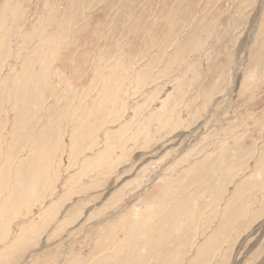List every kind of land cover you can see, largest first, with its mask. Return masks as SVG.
<instances>
[{"label": "rangeland", "instance_id": "374dc122", "mask_svg": "<svg viewBox=\"0 0 264 264\" xmlns=\"http://www.w3.org/2000/svg\"><path fill=\"white\" fill-rule=\"evenodd\" d=\"M47 1L32 0L29 6L25 4L27 12L31 14L27 13L25 19H23L26 21H21L20 27L23 29V34L20 27H18L20 30L17 28L16 36L19 44H16L17 46L11 44L12 52H9V56L14 58L8 59L9 67L11 68L5 67L0 75V94L2 93L0 96V103H2L0 107L2 108L0 110L4 109L7 115H10L9 118L7 117L8 119L5 114L4 117L3 115L0 117V121L3 120L0 123V127L3 130L5 129L3 127L10 125V129L7 127L3 130L5 136V138L3 137L5 140H3V146L7 149L13 148L10 154L12 157H15V155L19 156V151L22 150L21 146L27 145L28 149H32V147L37 146V142L41 143L39 140L34 141V137L39 136L41 129H47L44 131L46 133L51 128V119L60 124L62 133H66L65 131L68 128L67 120L56 119L53 115L56 110L60 113L64 112V115H68V117L73 112L81 116V110L74 108V105L76 104V107H78L79 100H82L81 102L86 107L90 104L89 100L92 95H84L82 86L88 82L87 79H84V76L92 77L93 75L86 61H89L88 57L92 59L96 56L95 49H97L100 42L97 41L95 33L105 34L108 32L109 38L103 44H110L114 40L120 39V32H123L122 26L131 16L135 17L133 20L138 19L139 24L142 25L148 23L145 19L148 16L149 23L153 17L155 18V20L153 19L154 22H157L156 18H158L160 27H157L158 31L155 32L163 34L166 29L162 21L164 16L167 13L169 14L175 6L179 7L180 3H183L180 6L181 12H177V14H184L188 17L191 15L193 17L191 21L201 20L203 23L206 22V24L212 19L210 31L216 24H218L217 27L218 29L220 28V31L218 39H209L210 42L204 41V39L208 40V37L203 32H201L202 35H199L200 27H197L199 30L197 33L194 32L189 38L186 37L185 40L182 37L185 32L181 33L184 42H180L181 46H179L182 48L173 46L166 49L168 51H166L162 59L163 62L161 61L160 66H155L144 82L134 83L132 80V86L130 85L128 88L130 91L127 102L131 109L135 108L132 111H124L123 109L120 117L123 118V121L120 124L130 121L131 130L125 134V138L124 135L122 137L126 141L125 139L128 138L132 130L137 129L141 125L139 123L140 117L145 120L140 130L147 133H141L139 138L127 142L128 148L126 146L123 147L125 149L117 147L115 150L118 153L114 151V154L116 157L122 155V158L111 162L109 167H105L104 172L99 173L97 183L92 180L91 184L85 179L83 182H80L81 180L77 182L75 190L74 188L71 190L66 201L59 206V210L53 209L49 211L44 223L36 219L37 209L34 206V204L37 205L36 202L32 204V210H36V215L34 218L31 217L38 221H35V227L31 226L32 224L29 225L30 227H24V222L27 221L25 217L14 219L10 230L14 231L15 234L13 232V236H10L9 243L6 244V247L10 248V250L7 253L5 252L4 255L6 257L0 260V264H74L77 260L81 261V264H85L87 263L86 258L98 260L105 254L112 257L115 240L110 239V233L107 232L113 222H122L128 211L136 205L143 206L142 208L147 207L148 203L151 202L150 198L155 192L154 189L159 183L162 186L165 182L172 180V178L179 177L178 174L187 170L190 165L200 164L214 150H217L218 146L233 150V155L236 159L226 154L225 165L235 168L237 172L231 178L223 176L213 177L211 184L215 188L216 183H218L219 189H222V194H220L216 202H213L208 194L202 198L200 201L202 204V206L200 205V212L194 217L196 225L199 226L198 228L194 226L188 227V234L184 237V240H181L182 236L176 238V235H171L169 246L177 239L183 242L186 241L187 245V250L180 252L174 260L180 264H264V175L262 174L263 178H257L255 177V172L251 174L253 169L264 165V77L254 81V87L252 86L251 89L246 91L243 88L247 83L244 75L248 69L253 68L258 74H262L261 66L255 65L253 59L250 61L249 57L250 54L255 53L256 56V54L263 53L259 52V47L264 42L261 39L264 38V27H259V23L261 19L262 22L264 21V15L262 16L264 13V0H202L200 6L197 5L198 0H153V2H151L152 0H145V2L144 0H136V2L134 0H81L79 4L84 5L85 11L87 9L85 15L88 17H86L88 21H79L78 26L75 27L74 37L72 36L71 40L67 41L68 44L64 43L67 48L64 47L65 49H62V52L60 51L61 56H58V59L53 62L65 73L66 77L69 78L68 80L73 82V91L69 92V88H66L65 83H63L62 90L66 89L64 90V99L56 96L54 101L49 96H51L52 90L58 93L60 87L53 86L54 89L57 88L54 90L49 84L42 85L39 87V89H42L39 90V93L43 95V101L46 99L43 103L41 98L36 99L35 94L38 92V87L33 92L29 90L30 93L28 95L30 97L34 95V98L30 102L32 105L29 104L27 121L22 119L25 117L22 114L15 123L13 119L17 117L15 115L12 117L11 113H8L13 106L12 101L10 102L8 97L12 98L15 93L14 88L16 90L15 94L19 91L15 97L16 99L17 96L20 97L22 95L21 92L27 87L30 88V85L25 87V89L22 86L28 82L27 78L30 75L32 66L30 63L24 65L28 70V74L21 78L22 76L18 74L19 70L22 69L20 59L26 55V50L30 53L36 48V36L33 34L38 31H34V27L37 26L39 30L40 22L46 18L47 13H43V5ZM58 1L59 3L61 2V0ZM146 1H150V5ZM144 4L148 6L144 7ZM204 5H212L213 8L204 9L202 8ZM151 16L152 18H149ZM40 18L41 21L39 22ZM75 18L81 20L80 14L76 15ZM9 21L13 22L11 19ZM47 21L49 20L47 19ZM176 31L179 33L181 29L180 31L176 29ZM49 32L53 35L55 29L50 28ZM194 35L195 37H192L194 40L198 41L199 38L201 39V46H204V42L205 46L208 48L210 46L209 50L207 47H205L207 50L204 48L205 51L202 52L204 55L200 54L201 52L196 53V51L193 52L192 49L185 47V43L187 44L188 42L186 39L188 38L189 40ZM22 41H25V43L23 44ZM257 41H259V45ZM212 44L213 46H211ZM19 45H21L20 47L23 50L25 49V52H22L18 58L16 55L19 54ZM159 47L160 45H156L153 49L152 53L154 55L155 50ZM13 48L18 54H14ZM172 50L173 52L175 51L174 53L177 50L178 53L184 55V57L186 56V60L191 59L190 66L192 68L189 66V70L186 69V67L182 66V61H179L171 69L165 71L169 60H171L169 58L172 57L168 55L174 54ZM107 53L109 54V51ZM15 56L18 60H16ZM109 56L111 55L109 54ZM201 56L206 57L202 58ZM148 60L135 61L137 72H142L146 69L145 65ZM193 67H197L196 70ZM15 68L19 69L17 73H15ZM185 69L187 70V77L184 78L182 75ZM34 70L39 72V66L35 67ZM197 70L198 73L195 74ZM221 73L223 77L219 78L218 76ZM179 75L181 76L179 77V82L175 83L174 80ZM11 79L12 82H10ZM51 79H55L57 84H62L63 82V78L53 77ZM64 79L66 80V78ZM16 80H20L21 83L17 84ZM62 90L58 94H61ZM48 92L50 94H47ZM57 99H59L57 109L54 106L50 107L52 103H57ZM162 99H167L168 101L165 107L159 105ZM180 102L183 103L177 106ZM173 104H176V111L170 114ZM154 105L159 108L158 110L161 111V114H164L165 110L168 111L165 113V116L169 115L168 118H175L177 112L184 115L183 117L185 118L182 120L178 118V122L173 128L169 127L167 130H163L160 126H157L155 129L152 127V122L149 123L150 119L146 120L147 114H150V111L155 107ZM137 110L138 112L134 113ZM5 119H7L8 123ZM10 119L11 121H9ZM59 121L62 122L60 123ZM118 126L119 123L108 124L106 127L113 134L118 132ZM7 129L10 132L9 135L6 134L8 133ZM32 133L34 136H32ZM99 136L98 140L101 144L99 143L96 149L93 148L91 153L84 151V154L81 155L82 157L86 156L89 158L94 152L100 149L104 150V142L108 141L112 135L104 137L103 134L99 133ZM50 142L52 141L48 140L44 143ZM63 143V145L61 143V147L63 146L62 148L66 149L65 151L69 154V146L73 143L68 142L66 137ZM82 143H85V141ZM77 144L81 145L80 143ZM113 144L116 145V143ZM120 150L122 151L120 152ZM6 151L9 152L8 150ZM247 151L248 153L245 154ZM66 156L64 154L61 155V158L56 156V158L63 161L58 174L59 182L53 186L55 187L54 191H52L53 187L50 188V191L47 188L49 192L54 194L47 196L41 208H44V206L47 208L50 204L53 205L64 197L61 183L73 172L77 171L75 165L68 166ZM81 156V159L86 158ZM185 175L187 179L179 183V185H175L177 189L174 190L175 194L173 196L162 195V198L167 200V204L172 205L175 202H179L180 199L193 195L199 188L200 184L193 178L197 174L185 173ZM241 181L245 182V185H239ZM248 185L249 187H247ZM42 186L43 183L41 182L38 189L40 190ZM43 196V193L40 194L41 199ZM231 200L234 201L233 204L235 205L231 207L232 213H230L229 217L233 218L226 221V217H221V212ZM167 208L168 206H165L166 210ZM216 208L218 209V214L213 217L211 213ZM56 211L57 213L55 214ZM23 212L25 213L24 210ZM162 213H165L164 208ZM234 214L237 216L235 217ZM23 229L28 233L22 234L26 238L22 240L18 247H13L14 238L24 233ZM54 231H57V233L53 234ZM4 249V246L0 243V254ZM104 251L105 254L101 256ZM197 254H199L198 257H196Z\"/></svg>", "mask_w": 264, "mask_h": 264}, {"label": "bare ground", "instance_id": "6f19581e", "mask_svg": "<svg viewBox=\"0 0 264 264\" xmlns=\"http://www.w3.org/2000/svg\"><path fill=\"white\" fill-rule=\"evenodd\" d=\"M80 1L81 0H63V1L61 0V2L64 3L62 4L60 2L61 5L58 0H52V1L48 0L47 2L44 3L43 13H47V16L46 18H44L42 22H40L41 18L39 19V22H40L39 30L37 29V26L34 27V31L36 30L38 31L37 32L38 34L35 32L33 34L36 36V42H35L36 48L32 50L30 53L29 51L26 50L27 52L26 55L20 59L21 67H22L21 70L15 68V73H17L19 70L18 74L22 76L21 78H23V76L25 75L27 76L28 74V70L27 68H25L24 65L30 63L32 66V68L30 69L31 72L29 73L30 75L28 76V78L26 77L28 82L22 86L25 89V87L30 85V88L27 87V89L28 88L29 89L28 90L25 89L24 90L25 92L22 89L23 91L21 92L22 95L20 97L17 96V99L15 97L19 91H17V94H15L16 90L14 88V91H15V93L13 92L14 95L13 96L9 95V96H12V98L8 97V100L10 102L12 101L13 103V106L10 109V111H8V113L9 114L11 113L12 117L14 115L15 117H17L16 119H13L15 123L22 114L25 116V117L22 116L23 117L22 119L27 118L28 108L30 107V105H32L30 104V102L34 98V95L31 97L28 95L30 93L29 90H32L31 92H33V90H36L38 87V92L37 93L35 92L36 99L41 98L42 101L44 99L43 95L39 93V90H42V89H39V87L42 85L49 84V86L51 85L52 87L53 86L60 87V89L58 88L59 89L58 93H60L62 90V85L63 83H65L66 88L67 87L69 88V92L73 91L74 89L73 82L69 81L68 80L69 78L66 77L65 73H63V71H61L57 67V65H55V63L53 62H55L58 59V56H61L60 51L62 52V49L64 50L65 49L64 47H66L67 46L66 44H68L67 41L71 40V37L76 31L75 27L78 26L79 21H83V22L88 21L87 19L88 17L85 15V13H87V9L85 11L84 5L81 3L79 4ZM134 1L136 2V0ZM201 1L202 0H198L197 5L200 6ZM149 2H148V5H150ZM151 2H153V0ZM31 3H32V0H0V75L2 74L5 67L11 68L9 67L10 64L8 63V59L10 58L14 59L13 57L9 56L10 54L9 52H12L11 44H14V45L19 44V41L17 40V36H16L17 35L16 32H18L17 28L20 27L21 21L25 19V15L28 13L27 12L28 10L25 4L26 5L28 4L29 6ZM182 4L183 3H180V6ZM147 6H145L144 4V7H147ZM180 6L179 7L175 6L174 9H171L172 11L169 14L167 13L164 16V20L162 21L164 22L163 25L166 27V29H165V32H163V34L162 33L159 34L155 32V31H158L157 27H160V24H159L158 18H156L158 22L157 23L153 21V19L155 20V18L154 17L152 18V16L149 17V18H152V21L150 23H149V19L147 18L148 16H146L145 19L148 21V23H146L145 25L139 24L138 19L133 20V18L135 17L131 16V18L126 23H124V25L122 26L123 32H120V39L114 40L110 44L109 43L103 44V42H105L106 39L109 38L108 32L105 34H101L100 32L95 33V37L97 41L100 42L98 44L99 46H97V49H95L96 56L94 55L95 56V58L93 57L94 59L93 58L89 59L88 57L89 61L88 62L86 61V64L92 70L93 75L92 77L84 76V79H87L88 82L87 84L82 86L84 95L86 96L92 95L91 99L89 100L90 104L86 107L84 106L85 104L81 102L82 100H79L78 107H76V104L74 105V108H78L81 110V113H82L81 116H78L76 112H73L72 115L69 117L68 115H64V112L60 113V112H57V110L56 112L53 113L56 119L62 118V120L64 119L67 120L68 128L65 131L66 133H62L60 131V124H57L56 121H52L51 119L50 121L51 128L49 129L47 127L49 130L46 133L44 131H46L47 129L45 130L41 129L39 136L34 137V141L39 140L41 143L37 142L36 143L37 146H34V147L31 146L32 149H28L29 147H27V145H24V147L21 146L22 150L19 151L20 153L19 156L15 155V157H12V155L10 154L12 152L11 149L13 148L7 149V148H4L3 146V140H4L3 137L5 138L3 130H5L7 127L9 128L10 126L9 124L11 123L9 122L8 124L9 126L6 125V127H3L5 128L3 130L0 127V243H2V245L5 248L0 254V260H2V258H5L6 257L4 255L5 252L7 253L10 250V248L6 247V244L9 243L10 236H13L14 231L12 232V230H10V226L12 225L11 223L14 221V219H17V218L19 219V217H25L27 221L24 222V227L29 226L30 224H32L31 226H34L35 221L37 220H41V222L44 223L49 211L53 209H56L57 211L59 210V206L61 205V203L66 201L71 190L73 188L75 190L76 188L75 185H77V182H79L80 180H81L80 182H83V180L85 179V181H89L90 183L92 180H94L95 183H97L98 182L97 178L100 175L99 173H101L102 171L104 172L105 170L104 168L109 167L111 162H115L116 160H119L122 158V155H120L119 157H116L114 154V151L117 152V150H115L117 147L118 148L119 147L123 148L125 146L127 147V142L133 141L134 139L139 138L141 136V133H145V134L147 133L146 131L141 132L142 130H140L143 123H145L144 118L140 117L139 123L141 125L137 129L132 130V132L128 135V138L125 139L126 141L123 140L125 138V134L129 133L131 130V127H130L131 122L128 121L124 124H120L123 121V118H120L122 116L121 114L123 113V109L124 111H127V110L132 111L135 108L134 107L133 109H131L127 102L129 98L128 93L130 91L128 90V88L130 85L132 86L131 84L132 80L134 83L144 82L145 78L146 77L148 78V76L151 74L155 66L156 67L160 66L159 64L161 63L164 55L166 54V51H168L166 49L171 48L173 46H178L179 48H182L180 47L181 46L180 42L183 43L185 38L186 37L189 38V36L193 34L194 32L197 33L200 30L198 32L200 33L199 35H202L201 32H203V34H205L208 37V40L204 39L205 42L207 41L210 42L211 39L216 40V38L218 37L219 31H220L219 30L220 28L218 29L217 27L218 24H216L215 27L212 28V30L210 31L212 19L208 22V24H206V22L203 23L201 20L191 21L193 19L191 15H190L191 17L190 16L188 17L187 15H184V14L182 15L177 14V12H181ZM202 8L209 10V9H212L213 6L204 5V7ZM263 12H264V9H263ZM33 13H35V11H33ZM79 14H80L81 20H77L75 18V16ZM263 15L264 13L262 14V16ZM10 19L13 21L12 22L13 24L11 23V21H9ZM47 19L49 21H47ZM132 20L133 22H136V23H133ZM23 21H26V20H23ZM201 26H203L202 29H201ZM197 27H200V29L198 30ZM259 27H264V21L262 22V19L259 23ZM21 28L22 27H20V29ZM50 28L55 29V33L53 35L50 34L49 32ZM176 29H178L179 31L181 29V31L178 33ZM21 31L23 34V29H21ZM181 33H184V36H182L184 37L183 38L184 40L181 37ZM37 35H38V41H39L38 46H37ZM192 37H195V35L191 36L189 40L188 38L186 39L188 42L187 44L185 43V47L192 49L193 52L196 51V53L201 52L200 54H203L202 52L205 51L204 48L207 47L205 46V42L203 43L204 46H201L202 45L200 41L201 39L199 38V40L197 41V40H194ZM261 39H263L262 41H264V38H261ZM138 41H139V44H138ZM257 42L259 45V41ZM257 42H256V45H257ZM24 43L25 41L23 42V44ZM64 43L66 44L64 45ZM156 45H160V47L157 50H155L157 53L154 51L155 52V55H154L152 51L156 47ZM20 46L21 45L18 46L19 54L18 52L16 53L15 49L13 48L14 54H18L16 55L18 56V58L20 57L22 52H25V49L23 50V48H21ZM211 46H213V44ZM207 48L205 49L207 50ZM209 49H210V46L208 50ZM107 51H109V54L111 56H109ZM259 52H263V53L256 54V56H255V53L250 54L249 58H250V61L253 59V61L255 62V65L261 66L262 74L261 73L258 74L253 68L248 69L247 73L244 75V78H246L247 83L243 88L246 89V91L248 89H251L252 86L254 87L253 85L254 81L260 80L259 79L260 77L262 78L264 77V42L263 44L261 43V47H259ZM177 53L178 51L176 50V53H174L173 55L171 54L168 55L172 57L169 58L171 60H169L165 68L166 69L165 71L171 69L179 61H182V66L186 67V69L191 67L190 66L191 59L186 60L185 59L186 56L184 57V55L180 53L177 54ZM208 55L210 56V54ZM16 60H18L17 57H16ZM136 60L138 61L148 60L145 65L146 69L144 71L137 72L138 70L135 68ZM37 66H39V70H38L39 72H35L38 68L34 70V68ZM194 67L193 69L196 70L197 67L196 68ZM186 69L185 71L183 70L184 71L183 75L180 73V75H182L184 78L187 77ZM198 70L195 71V74L198 73ZM180 75L174 80L175 83L179 82V79H180L179 77H181ZM189 75H192V74H189ZM53 77H56L58 79L66 78V80L64 79L65 80L64 81L62 79L63 81L62 84H57L55 83L56 82L55 79L54 80L51 79ZM218 77L222 78L223 74L221 73V75ZM10 82H12V79ZM16 82L17 84L21 83L20 80H16ZM64 90H62L61 94H58L57 92L52 90L51 96H49L50 99L55 101L56 96H58L59 98L62 97L64 99V93H65ZM92 91L93 93L91 94ZM49 92L47 94H50ZM167 99H162L159 105L165 107L168 103ZM174 99H171V100H174ZM45 100L43 101V103L45 102ZM58 100L59 99H57L56 104L52 103L50 107L54 106L55 109H57V105L59 104ZM182 103L183 102H180L178 104L176 103V104L177 106H180ZM176 104H173L170 110L171 111L170 114L176 111L175 110ZM158 109L159 108L155 106L152 109V111H150V114H147V118H146V120L150 119L149 123L152 122V127L155 129L157 128V126H160L161 129L163 130H167L169 127L173 128V126L178 122V118H180V120L185 118L183 117L184 115H182L179 112H177V114L175 115V118H172V117L168 118L169 115L165 116V113H167L168 111L165 110V113L161 114V111ZM137 112L138 110L134 113H137ZM4 114L6 115V118L7 117L9 118L10 115L8 116L6 111H4V109H1L0 117L2 115L4 117ZM163 118L164 120H162ZM7 119H5V121ZM9 121H11V119ZM23 121H21V123H23ZM6 122L8 123V121ZM46 123H44V125H46ZM116 123L117 124L119 123V126H118L119 128L117 129L118 132L115 131L116 133L112 134L110 132L111 130H107L106 126L108 124H116ZM69 125L71 126L69 127ZM9 129H7L8 133H6L8 135L10 133ZM98 131L99 133L103 134L104 137H108L109 135H112V136L110 137V139H108V141L104 142L105 143L104 150L97 149L99 152L95 150L97 152H94L92 156H90L89 158L86 156H83V157H86L87 159L83 158L81 155L84 154V151H88L89 153H91V150L93 148L96 149V146L99 145L100 141L98 140V136H99V133H97ZM64 134L66 135L65 137L68 140V142L73 143L71 144V146H69L70 147L69 154L68 152L65 151L66 149L62 148L63 146L61 147V143L62 145L64 144L63 143L65 139ZM123 135H124V138L122 137ZM32 136H34L33 133H32ZM48 140L52 142L44 143ZM83 141H85V143H82ZM122 142H126V143H122ZM77 143H80L81 145ZM113 143H116V145H114ZM6 150H8L9 152H7ZM67 151L69 150L67 149ZM121 151L122 150H120V152ZM247 153L248 151L245 154ZM62 154L67 155L66 163H68V166L75 165L77 171L73 172L70 176H68L67 179L64 180L63 183H61L62 190L64 192V197L62 198L59 197L60 200L57 203L56 202L54 204L52 203L53 205L50 204V206L47 208H45V206L44 208H41L42 205H44V202H45L44 200L47 198V196L54 194L52 192H49L50 188L55 186V184L59 182L58 174L61 169L60 165L63 163V161L62 159L56 158V156H59L61 158ZM226 154H229L231 158L236 159V157L233 155V150L226 149L222 146H218L217 150H214L209 155V157L204 159L200 164H194L192 166L190 165V167L187 170L182 171L178 174L179 177L172 178V180L165 182L162 186L159 183L158 186L155 187L154 189L155 192L153 196L150 198L151 202L148 203L149 205H147V207L142 208L143 206L141 207L139 205L134 206L130 211H128L127 216L124 217L122 222L114 221L113 225L109 227L110 229L108 230L107 233H110L109 235L110 239L115 240V248L112 250V254H111L112 257H109V255H106L104 251V253L101 256H103L104 254L105 255L102 258H99L98 260H95L93 258H86L87 263L85 264H88V263L90 264H180L178 261H175L174 259L177 258L180 252H185L187 250L186 241L183 242L181 240H184V237L188 234L187 232L188 227L190 226H194L195 228L199 227L198 225H196L194 217L197 215L198 212H200V205L202 206L200 201L205 195L208 194L211 200L213 202H216L217 198L220 196V194H222V189L221 190L219 189L220 186L218 183H216L215 188L213 184H211L213 177L223 176L225 178L227 177L231 178L232 175L236 174L237 172L235 168L225 165ZM80 156L83 159H81ZM261 169L263 172L261 171ZM254 172L256 174L255 177L263 178L262 174L264 175V165L253 169L251 174ZM185 173L197 174V176H193V178H195L200 184L199 188L193 193V195L180 199L179 202H175L172 205L167 204V200L163 199L162 195H167L168 197L173 196L175 194L174 190L177 189V186L175 185H179V183L187 179ZM41 182L43 183V186L39 190L38 187L41 184ZM243 184L245 185V182L241 181L239 185H243ZM82 186H86V185H82ZM247 187H249V185ZM45 188L46 190L48 188L49 191L48 190L46 191ZM54 190H55V187H53L52 191ZM42 193L44 194V196L41 199L40 194ZM35 202L37 203V205L34 204ZM194 203H197V204L194 205ZM233 203L234 201L231 200L222 209L221 217H224V218L226 217L227 218V219L225 218L226 221L233 218V217H229L230 213H232L231 207H234L235 205ZM32 204H34L35 208L37 209V211L34 209L37 215L35 211L32 210V207H33ZM165 206H168L167 210L165 209ZM163 208H164L165 213H162ZM23 210L25 211V213L23 212ZM57 211L55 212V214L57 213ZM212 211L213 213H211V215L215 217L218 214V209L216 208L215 210H212ZM35 215H36L37 220L33 219ZM236 216L237 215H235V217ZM17 229L20 230V228H17ZM25 231L26 230H24V233H21L17 235L16 238H14V241L12 242L13 247H16V246L18 247L20 243L22 242V240L26 238L22 235V234H28L27 231L26 233ZM57 231L56 232L54 231L53 234H56ZM171 235H176V238H179L180 236H182V239L181 240L177 239V241H173L172 245L169 246V243H170L169 239ZM198 256L199 254L196 255V257ZM74 264H81V261L77 260L76 262H74Z\"/></svg>", "mask_w": 264, "mask_h": 264}]
</instances>
